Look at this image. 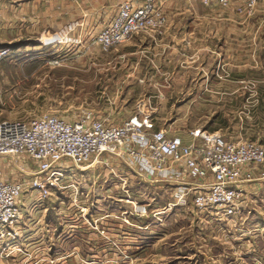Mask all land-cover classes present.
I'll return each mask as SVG.
<instances>
[{"label":"rangeland","instance_id":"obj_1","mask_svg":"<svg viewBox=\"0 0 264 264\" xmlns=\"http://www.w3.org/2000/svg\"><path fill=\"white\" fill-rule=\"evenodd\" d=\"M126 1L143 3L41 0L37 11L35 7L27 16L20 15L24 22L71 20L76 22V36L63 39L48 35L46 28L39 37L22 33L15 45H6L12 54L0 61V122L48 114L76 119L94 111L120 123L140 108L152 113L158 127L180 134L202 128L226 138L264 142V93L257 88L264 83V22L238 14L234 24H215L222 36L252 41L247 47L253 48L249 77L253 81L246 83L255 84L253 88L239 92L145 88L138 85L142 76H128V66L135 61H127L123 54L127 42L110 52L96 42ZM194 2L200 1L155 3L167 19H179L184 15L180 6ZM0 5L4 10L0 20H4L5 6ZM210 26L213 29L214 24ZM46 37L57 41L45 46V55L26 53V43L34 45ZM158 41L153 51L160 53L164 41ZM151 81L164 83L160 76ZM12 165H7L5 174L19 175ZM61 185L44 199L38 192H24L19 235L4 244L12 253L8 259L0 257V264H38L42 249H46L41 254L45 259L39 264H256L254 257L259 255L263 259L259 264H264L260 250L264 248V185L250 196L244 220L229 222L212 221L210 212L193 207L192 194L186 195L181 184L158 181L123 157L106 154L100 163H70L63 170ZM250 243L257 251L247 254ZM18 248L36 257L26 262Z\"/></svg>","mask_w":264,"mask_h":264},{"label":"built area","instance_id":"obj_2","mask_svg":"<svg viewBox=\"0 0 264 264\" xmlns=\"http://www.w3.org/2000/svg\"><path fill=\"white\" fill-rule=\"evenodd\" d=\"M235 1L201 0L204 5L223 7ZM241 1L243 6L238 10L247 16L254 15L258 4L264 5V0ZM155 2L122 3L118 14L97 36L96 42L102 50L110 52L139 34L161 36L167 17ZM11 54L10 47H0V61ZM106 154L130 160L140 172L158 181L181 184L186 195L192 194L193 207L200 213L210 212L212 221L216 222L244 220L250 196L264 185V142L226 138L219 131L202 128L180 134L168 127H158L152 113L140 108L120 123L94 111L76 119L48 114L3 120L0 122V248L8 239L14 240L19 235L22 218L19 203L24 192H38L44 199L52 188L63 187V170L68 164L100 163ZM28 159L33 164H27ZM8 164H13L23 178L10 180L5 174ZM18 250L23 252L26 262L36 257L30 251ZM11 253L7 244L0 249L2 259H8Z\"/></svg>","mask_w":264,"mask_h":264},{"label":"crops","instance_id":"obj_3","mask_svg":"<svg viewBox=\"0 0 264 264\" xmlns=\"http://www.w3.org/2000/svg\"><path fill=\"white\" fill-rule=\"evenodd\" d=\"M199 1L180 6L179 11L184 15H181L179 19L172 18V16L168 18L161 36L139 34L126 43L132 48L126 46V49L122 50L123 54L125 57L128 56L127 61L129 58L135 61L128 66V76H142L139 79L141 82L138 83L139 86L145 88L148 86L160 88L162 86L166 90L172 91L186 88L187 90L216 92H239L249 87L253 88L252 86L255 84L248 86L249 83H246V81H253L249 80L253 79L249 78L253 73L251 61L253 48L247 47V44H252V41L235 36H222L220 30L215 26V24L219 25L220 21L232 24L238 22V14L247 16L238 10L243 6L242 1L236 0L227 7L218 4L204 5L201 0ZM2 3L5 6L6 19L0 20V47L8 44L15 45L14 43L20 40L18 36L22 33L26 36L39 37L45 33L46 28H48V35H60L63 39L76 36V22L71 20L61 21L53 18L45 21L38 19L35 22H24L18 19L22 14L27 16L29 12L34 11L35 7L37 11L42 4L41 0H0V4ZM2 11L4 10L0 5V12ZM247 17H255L258 21L264 22V5L258 4L254 15ZM210 24H214L213 29ZM208 32L212 34H208ZM49 40L51 39L46 37L44 40H37L34 45L26 43V53L36 52L38 56L45 55V46L57 41L49 42ZM158 40L164 41L163 51L160 53L153 51L156 49L155 45H160L157 43ZM238 44L244 46L238 48ZM140 46L143 48L142 50ZM158 76L163 77L164 85L151 81ZM142 78H146L148 83L144 82ZM262 80L264 81V79ZM257 88L264 93V83L258 85ZM30 163L33 164L28 159L27 164L31 165ZM14 165L17 168L18 163ZM8 178L15 180L21 179L23 176L19 174L8 176ZM247 246V254L257 251V248L251 243ZM260 250L264 253V248ZM45 251L46 249L38 250L37 260L45 259L41 255ZM250 257H254V254ZM259 259L263 262L261 255L254 257L256 264H259Z\"/></svg>","mask_w":264,"mask_h":264}]
</instances>
